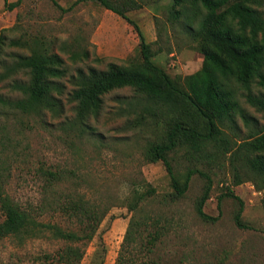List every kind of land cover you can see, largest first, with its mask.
I'll return each instance as SVG.
<instances>
[{
  "label": "rangeland",
  "instance_id": "1",
  "mask_svg": "<svg viewBox=\"0 0 264 264\" xmlns=\"http://www.w3.org/2000/svg\"><path fill=\"white\" fill-rule=\"evenodd\" d=\"M143 1L142 8L128 11L126 17L150 45L151 62L181 87L183 77L200 68L202 56L181 23L167 20L169 0ZM56 3L57 6L49 0H21L17 7L6 11L0 0V31L13 27L6 33L8 36L48 45L65 68V76L59 80L60 115L46 113L39 120L0 110L3 192L23 207L36 206L42 179L35 169L43 167L65 176L58 186L61 192L82 195L105 207L106 214L79 264H264L263 193L234 154L249 133L264 126L262 115L241 103L252 120L245 125L236 119L235 128L224 129L227 142L218 148L217 155L211 154L215 152L211 147L200 154L186 148L171 154L178 183L193 171L183 195L171 199L173 190L160 162L146 163L142 156L147 142L160 139L163 125L128 128L133 115L126 108L125 100L131 95L127 88L102 97L97 116L86 122L88 128L79 131L75 126L62 125L73 118L72 105L67 102L72 89L70 76L77 70L137 63L140 54L133 28L98 4L88 0ZM0 95L14 96L4 83H0ZM235 176L240 179L238 185L233 183ZM206 177L209 191L201 210L208 219H201L195 204ZM149 189L153 193L147 192ZM136 193L144 198L133 207ZM229 193L241 201V227L234 223L238 203L226 196ZM42 219L64 228L67 225L56 215L45 214ZM127 228L130 236L124 242ZM155 230L160 236L153 245L148 244L147 234ZM58 246L47 240H28L22 246L3 240L0 264H36L33 259L37 255Z\"/></svg>",
  "mask_w": 264,
  "mask_h": 264
},
{
  "label": "trees",
  "instance_id": "2",
  "mask_svg": "<svg viewBox=\"0 0 264 264\" xmlns=\"http://www.w3.org/2000/svg\"><path fill=\"white\" fill-rule=\"evenodd\" d=\"M20 1L2 0L3 8L11 11ZM49 1L57 6L56 0ZM88 1L133 28L139 40L140 61L127 66L108 64L104 70H77L69 77L72 89L67 94L73 118L68 123L63 121L62 125L75 126L79 131L88 128L86 122L97 116L102 97L127 88L131 95L125 100L126 108L133 115L128 128L163 125L160 139L147 142L142 156L146 163L160 162L173 190L169 196L176 200L185 192L193 171L187 172L183 182L178 183L171 166V154L180 148L200 154L211 147L215 151L211 154L217 155L218 148L227 142L223 138L224 129L235 128L236 119L245 125L252 120L241 103L264 119V0H169L167 20L181 23L202 56L200 68L183 77L181 87L151 62L150 45L126 17L128 11L142 8L143 0ZM12 28L0 31V83L14 96L0 95V110L32 115L39 120L46 113L60 115L62 106L58 97L62 84L59 80L65 76L62 59L48 45L8 36L6 33ZM234 154L244 163L254 186L263 193L264 212V126L249 133L236 146ZM35 174L42 179V185L40 201L34 207L17 204L0 185V241L11 240L17 246L33 239L59 243L53 251L37 255L34 262L79 264L106 208L82 195L61 192L58 186L63 184L65 176L58 171L37 167ZM204 179L195 211L201 219H208L201 210L209 191V180ZM233 183L238 185L240 179L235 176ZM147 192L153 193L152 189ZM226 196L238 203L234 223L241 227V201L230 193ZM143 198L136 193L133 207ZM45 214L60 217L68 226L64 228L43 220ZM127 236H130L128 228L124 242ZM159 236L158 230L148 233V244L153 245Z\"/></svg>",
  "mask_w": 264,
  "mask_h": 264
}]
</instances>
